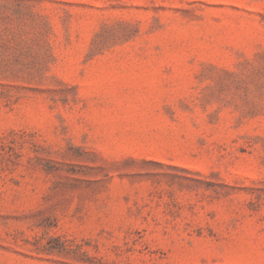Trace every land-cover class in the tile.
I'll use <instances>...</instances> for the list:
<instances>
[{
    "label": "rangeland",
    "instance_id": "rangeland-1",
    "mask_svg": "<svg viewBox=\"0 0 264 264\" xmlns=\"http://www.w3.org/2000/svg\"><path fill=\"white\" fill-rule=\"evenodd\" d=\"M0 264H264V0H0Z\"/></svg>",
    "mask_w": 264,
    "mask_h": 264
}]
</instances>
